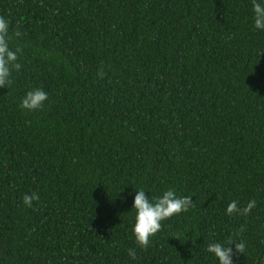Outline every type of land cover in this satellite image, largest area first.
Returning <instances> with one entry per match:
<instances>
[{"label":"trees","instance_id":"obj_1","mask_svg":"<svg viewBox=\"0 0 264 264\" xmlns=\"http://www.w3.org/2000/svg\"><path fill=\"white\" fill-rule=\"evenodd\" d=\"M251 5L0 0L21 50L0 88V264H216L208 244L230 240L246 244L235 264H264V32ZM35 88L48 102L25 112ZM138 189L194 204L146 249L131 232ZM233 200L256 207L226 216Z\"/></svg>","mask_w":264,"mask_h":264},{"label":"clouds","instance_id":"obj_2","mask_svg":"<svg viewBox=\"0 0 264 264\" xmlns=\"http://www.w3.org/2000/svg\"><path fill=\"white\" fill-rule=\"evenodd\" d=\"M251 11L253 14V28L264 32V0H252ZM9 21L0 17V88L8 87L12 84V69L19 70L17 63L21 54L19 48L13 50L10 47L11 37L9 35ZM19 35V33H16ZM48 93L42 88H35L27 91L20 101L19 107L25 112L32 113L42 110L48 102ZM143 189L134 191V199L130 211H134V224L131 232L135 243L139 248H147L150 240L162 227V222L174 216H179L194 205L191 196H178L175 189L164 191L157 197L146 196ZM129 195H132L130 193ZM39 196L35 193L26 194L23 197V204L27 208L33 206V201H38ZM256 207V201L250 200L243 208L238 207V202L233 200L225 209L226 216L247 215ZM177 240L180 239L178 234ZM230 245L235 246V251ZM246 250L244 241L225 243H209L206 252L215 260L216 264H235L234 257L243 255ZM128 256L136 259V250L129 248Z\"/></svg>","mask_w":264,"mask_h":264}]
</instances>
